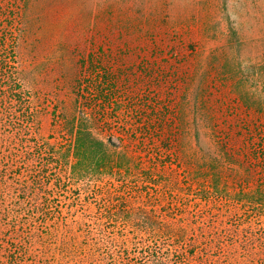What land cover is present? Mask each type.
Here are the masks:
<instances>
[{
  "label": "rangeland",
  "instance_id": "rangeland-1",
  "mask_svg": "<svg viewBox=\"0 0 264 264\" xmlns=\"http://www.w3.org/2000/svg\"><path fill=\"white\" fill-rule=\"evenodd\" d=\"M0 5L62 172L38 208L69 218L22 261L264 264V0ZM78 129L103 162L75 164Z\"/></svg>",
  "mask_w": 264,
  "mask_h": 264
},
{
  "label": "trees",
  "instance_id": "trees-1",
  "mask_svg": "<svg viewBox=\"0 0 264 264\" xmlns=\"http://www.w3.org/2000/svg\"><path fill=\"white\" fill-rule=\"evenodd\" d=\"M13 18L14 12L0 5V264H26L22 261L26 256L24 252L35 240L30 232L33 228L26 226H39L41 229H36L39 239L52 226H69L68 216L38 208L39 188L49 185L52 179H61L62 172L54 167V155L46 153L51 143L38 134L39 108L18 62L17 37L11 34ZM72 133L73 154L79 168L86 167L88 159L103 162L104 156L92 155L88 148L89 144L101 148L102 142L88 140V134L79 129ZM60 154L64 156L61 151ZM72 171L75 173L76 167ZM49 191L47 187L46 192ZM149 248L147 245L143 249L142 258L137 262L159 264L165 261L156 245L154 250ZM145 249L149 250L145 252ZM65 255L67 257L68 252Z\"/></svg>",
  "mask_w": 264,
  "mask_h": 264
}]
</instances>
